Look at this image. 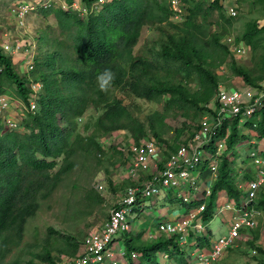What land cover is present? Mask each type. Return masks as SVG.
Here are the masks:
<instances>
[{"label": "trees", "instance_id": "obj_1", "mask_svg": "<svg viewBox=\"0 0 264 264\" xmlns=\"http://www.w3.org/2000/svg\"><path fill=\"white\" fill-rule=\"evenodd\" d=\"M64 1L70 5L74 0ZM172 1L179 4L183 13L180 21L173 20L176 13L171 9ZM80 2L89 11L94 0ZM206 2L112 0L102 5L101 10L92 11L87 18L79 11L61 7L53 9L51 5L40 12L44 18L53 16L59 36L44 34L39 37V53L33 60V69L22 77L15 71L10 55L0 48V95H8L9 90H13L28 105L31 83L41 84L37 109L34 113H27L22 122L24 132L0 133V264H20L19 259L6 260L20 249L28 221L35 217L40 204L53 195L75 168L79 153L104 155L110 150L113 158L117 157L116 160L125 165L123 150L128 141L139 143L148 134L167 145L165 157L175 152L193 137L194 132H188L189 138L181 140L184 130L190 128L184 122L170 141L164 140L165 112L178 109L185 118L190 114L193 121L201 116L217 93L219 80L214 69L218 59L220 63L229 58L231 73L248 86L264 80V51L260 76L252 77L247 69L236 63L228 46L220 42L218 33L208 36L212 23L200 22L201 19L207 20L214 10L227 23L230 19L221 14L223 6L220 1L212 0L207 5ZM149 25L170 26L178 31V36L169 35L167 44L152 58L133 55L141 30ZM262 33L264 26L248 23L234 43L256 51ZM171 64L175 65L173 69ZM104 68H111L116 74L114 84L107 92L101 91L96 82V76ZM170 70L183 74L185 79H196L197 90L191 92L183 83H172L161 76ZM119 94L121 97L118 98ZM133 97L148 102L164 98V112H154L141 119L139 108L128 101ZM84 118L87 119L83 135L78 131V121ZM238 120L239 116L226 120L211 131L212 142L206 148L215 152L216 140L224 138L225 149L217 159L211 194L199 203H205L204 212L197 216L204 224L213 219L221 193L239 204L241 193L233 167L236 147L243 141H264V108L256 110L254 120L243 124L253 132L252 137L239 129ZM194 130L198 131L199 126ZM116 132L126 133L124 142L106 144L111 139L108 136ZM111 164L114 166L115 163ZM253 173L246 172L243 180H251ZM176 202L178 206H186L181 200ZM174 203L175 199L171 198L169 204L172 208ZM254 206L257 211L264 212V188ZM207 232L204 238L198 239L195 247L209 249L212 233ZM145 234V231L133 233L132 229L116 239L122 242L125 264H162L157 259L158 254L167 256L165 264H190V253L181 245L179 235L159 234L156 237L151 234L150 238ZM190 236H193L192 232L188 242ZM62 240L64 247L60 253L67 256L78 253L79 242L70 237H62ZM257 240L258 232H255L248 245L258 252L257 264H264V248L255 247ZM44 257L48 264H54L58 258L54 260L47 251ZM135 259H138L137 263Z\"/></svg>", "mask_w": 264, "mask_h": 264}, {"label": "rangeland", "instance_id": "obj_2", "mask_svg": "<svg viewBox=\"0 0 264 264\" xmlns=\"http://www.w3.org/2000/svg\"><path fill=\"white\" fill-rule=\"evenodd\" d=\"M209 1L212 0H207L206 5L210 3ZM223 2L225 5L230 4V7H235L236 16L233 18L228 17L227 10L223 8L221 14L226 19H230L229 23L219 16L217 10H214L207 20L201 19L200 22L212 23L207 31L208 36L218 33L221 36L220 42L225 43L228 38L235 41L239 39L248 23L255 22L259 27L264 26V0H223ZM51 5L54 7L53 9L61 7L71 11H79L84 18H87L86 16L92 11H99L102 8L101 5L92 6L89 11L85 12V7L80 0H74L70 5H67L64 0H0V46L6 43L11 45L13 49L11 52L14 53L8 55H10L14 69L20 77L31 71L27 69V65L39 53V37L44 34L47 37L59 36L58 25L53 16L44 18L40 12L48 9ZM181 16H183V13L180 14L178 19L173 17V20L180 21ZM169 35L178 36V31L166 25L143 27L138 43L133 50V55H144L152 58L154 54L160 51L163 45L167 44ZM263 47L264 33L260 36V47L256 51L249 50L245 56H231L238 65L247 69L252 77H258L261 73ZM229 60L228 58L224 62L219 63V59L218 61L216 59L217 63L214 73L218 77L219 85L224 89L247 87L241 78L231 73L228 66ZM174 67L175 65L171 64V69ZM161 76L172 83H183L191 92L196 91L198 88L196 79H185L183 74L175 73L173 70L165 71ZM40 87L41 85L36 87V89ZM8 95L16 101L19 100L13 90H9ZM119 97H121L120 94L118 95ZM128 101L139 108L138 113L141 119L154 112H164V98L158 102H148L133 97L131 100L128 99ZM181 112L178 109L165 112L166 127L162 136L164 140L170 141L174 137L175 130L181 129L184 122L190 128L184 130L181 140L185 141L189 138L188 132H196L194 127L199 126L203 113L193 121L189 118L190 114L188 115L189 117L185 118ZM4 116L8 119H17L15 120L17 125L20 118L24 119L25 117V115L21 114L18 105H14ZM88 116L86 115V117ZM86 119L78 121V131L83 135V125ZM241 131L251 137L254 135L245 126L241 128ZM125 135V132L113 133L108 136L111 139L106 144L123 143ZM130 141L132 140L130 139L128 142ZM247 143L248 141H243L235 150L233 167L237 173L236 182L242 180L246 172L253 173L255 170L249 158V152L254 150V147ZM259 148H264V142H260ZM111 152L110 150L105 151L104 155H99L98 153L96 155L93 153L90 155L88 153H79L77 155L75 168L65 177L63 183L55 190L53 195L40 204L35 217L28 221L20 249L14 251L6 262L19 259L20 264H25L26 262L48 264L44 257L45 251L49 252L54 260L58 256L64 255L60 253V250L64 247L62 237L74 238L81 243L90 232L99 229L105 223L109 216V211L117 205L122 191L129 184L127 180H122L125 175L122 161L116 160L117 157L113 158ZM111 163H115L114 166ZM208 175L209 168L203 167L201 178L204 179ZM220 195L217 202L218 205L214 208L213 219L205 224V228L200 234L192 232L191 240L187 244H181L190 253V263L193 261L194 252L198 254L207 250L195 247L196 243L199 242L198 239L204 238L208 230L212 233L210 243L219 237H227L234 217L239 214L236 201L229 200L224 193ZM169 198L175 199L173 208L169 204L168 198L165 201L162 199L154 200L153 202L145 200L144 206L134 212L133 217L135 219L131 221L133 233L149 229L152 236L156 235L157 237L159 234L156 232V224L164 218V215L159 216L158 211L165 208L172 210V214L164 218V220L174 219L175 215H183L187 211L186 206H178L174 191L169 193ZM229 204L232 207L227 209L226 205ZM257 217L256 226L243 230L233 246L222 252L216 264H257L255 257L259 256L258 252H254L255 249L248 245V242L253 240L255 232H258V240L255 242V247L261 246L264 248V212L260 211ZM189 234H187V240ZM119 242L120 240L115 245V249L118 251L121 249ZM192 248L193 250H191ZM79 251L80 246L77 252ZM166 257L164 254L157 255L158 261L162 264L167 262ZM137 260L135 259L134 262L137 263ZM122 262L125 264L124 260Z\"/></svg>", "mask_w": 264, "mask_h": 264}, {"label": "built area", "instance_id": "obj_3", "mask_svg": "<svg viewBox=\"0 0 264 264\" xmlns=\"http://www.w3.org/2000/svg\"><path fill=\"white\" fill-rule=\"evenodd\" d=\"M111 1L94 0L90 9L92 6H102ZM218 1L227 10V16H236L234 6L225 5L223 0ZM171 9L176 13L173 17L178 19L182 11L176 1L171 2ZM226 44L233 56H245L249 52L247 47L235 44L234 39L228 38ZM0 47L4 53H14L11 52L13 49L8 43ZM18 49L21 50L20 47ZM27 69H33V58L29 61ZM40 85V83H31L28 105L19 98L16 101L10 95H0V133L3 131L24 132L22 122L27 113H34L37 109L38 92L41 87L39 89L36 87ZM14 105H18L21 114L25 115L24 119L20 118L18 125L15 123L17 119H8L4 116ZM260 108H264V80L259 81L255 86L247 85V87L234 89H224L218 85L214 99L207 105V110L201 117L199 130L194 132L193 137L180 145L175 152L165 157L167 145L151 134L139 143L128 142L127 148L123 150L126 164L122 180H127L129 184L121 193L116 205L119 207L114 206L109 211L105 223L81 241L80 251L76 255L58 256L54 264H123V249L119 251L115 249L118 243L116 239L123 233L132 231L131 221L135 219L134 212L144 206L145 200L152 202L158 199L170 200L169 193L173 191L176 199L181 200L188 210L183 216L180 214L175 215V218L171 220L158 221L156 232L164 235H179L180 243L187 244L189 232L200 234L205 228V224L197 219V216L204 212L205 203H199L211 194V184L216 178L217 159L225 149L224 138L216 140L215 152L212 153L207 149L213 138L211 131L218 129L224 121L238 116L241 130L245 122L254 120V113ZM247 144L254 147V150L249 152V158L255 170L251 180L242 179L236 182L241 193L239 204H237L239 214L234 217L227 237H219L211 242L209 249L202 253L194 252V258L190 264H216L222 252L233 246L243 230L256 226L259 212L254 206V201L264 188V155H261L264 153V148H259L260 142L256 140L248 141ZM203 167L209 168V175L204 179L201 178ZM230 207H232L230 204L226 205L227 209Z\"/></svg>", "mask_w": 264, "mask_h": 264}, {"label": "clouds", "instance_id": "obj_4", "mask_svg": "<svg viewBox=\"0 0 264 264\" xmlns=\"http://www.w3.org/2000/svg\"><path fill=\"white\" fill-rule=\"evenodd\" d=\"M115 79H116V74L115 72H113L111 68H104L96 76L97 85L99 89L103 92H107L113 86Z\"/></svg>", "mask_w": 264, "mask_h": 264}, {"label": "crops", "instance_id": "obj_5", "mask_svg": "<svg viewBox=\"0 0 264 264\" xmlns=\"http://www.w3.org/2000/svg\"><path fill=\"white\" fill-rule=\"evenodd\" d=\"M165 203V202H164ZM158 213H159V216H161V215H164L163 217L164 218H166V217H168L170 214H172V210H169V208H165V209H163V210H160V211H158ZM186 213V212H185ZM185 213L183 214V215H185ZM182 215V214H181ZM182 215V216H183ZM162 217V218H163ZM164 218H163V220H164ZM156 228V227H155ZM153 230V229H152ZM146 234H145V236L147 237L149 234H152V233H150V231H149V229H147L146 231ZM118 238H120V237H118ZM117 238V239H118ZM119 244L121 245V249H122V242L120 241L119 242ZM120 249V250H121Z\"/></svg>", "mask_w": 264, "mask_h": 264}]
</instances>
